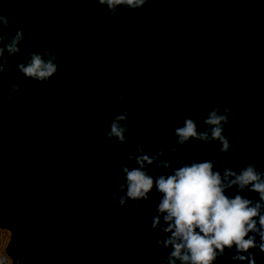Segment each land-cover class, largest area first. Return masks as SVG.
I'll use <instances>...</instances> for the list:
<instances>
[{
    "label": "trees",
    "instance_id": "trees-1",
    "mask_svg": "<svg viewBox=\"0 0 264 264\" xmlns=\"http://www.w3.org/2000/svg\"><path fill=\"white\" fill-rule=\"evenodd\" d=\"M0 13L5 42L25 33L0 73V264H166L170 248L151 227L156 188L139 207L120 206L126 189L113 198L126 182L121 166L138 167L129 159L138 146L149 157L163 149L159 162L178 148L168 169L146 166L154 180L193 158L221 175L247 163L264 173V0H150L115 14L97 0H0ZM45 50L59 54L47 82L17 71ZM14 83L20 91L9 93ZM213 108L229 109V153L218 141L177 145L174 130L189 118L204 130ZM124 111L120 147L105 137ZM237 194L259 200L225 192ZM235 254L225 249L213 264H239Z\"/></svg>",
    "mask_w": 264,
    "mask_h": 264
},
{
    "label": "clouds",
    "instance_id": "clouds-1",
    "mask_svg": "<svg viewBox=\"0 0 264 264\" xmlns=\"http://www.w3.org/2000/svg\"><path fill=\"white\" fill-rule=\"evenodd\" d=\"M150 0H97V3L112 14L118 7L124 6L130 10L142 8ZM9 26L8 16L0 13V73L4 72L7 52L8 57H14L20 52L19 45L23 42L25 33L17 30L15 35L5 42L3 28ZM59 54L45 50L43 55L31 53L30 59L17 65V71L25 78L38 82H47L56 72L55 60ZM47 57V59H45ZM14 62V61H13ZM20 91V85L12 84L9 93ZM14 97L8 96L12 101ZM123 102V96H118ZM219 109L209 111L203 121L204 130L198 131L197 123L192 119H185L183 127L174 130L176 144L183 146L193 139L200 141H218L221 153H229L231 144L229 137L224 135V126L228 122L229 109L223 114ZM128 111L116 115L111 124L106 140L115 139L120 147L127 142L125 133L128 131L126 120L131 117ZM231 130H229V135ZM178 151L171 147L167 152L168 159L159 162L164 155L163 149L156 155L149 157L144 154L143 148L138 146V155L130 160L138 166L132 170L121 166L125 184L119 186L116 198L126 189V195L121 196L119 204L124 206L126 200H132L139 207V201H147L148 194L155 187L161 195L158 207L152 220V229H158L164 239L156 241L163 244L166 252V264H213L218 254L223 256L225 249L235 248L233 261L239 264H256L252 249L264 253V173L258 172L252 163L247 165L237 175L231 169H225L223 175L219 171L213 172L212 162H197L195 158L190 164L174 170L172 175H158L153 177L145 170L146 166L156 163L157 167L168 169L170 157ZM238 193L248 190L257 193L259 200H251L237 194L234 198L225 195L226 190L233 187ZM198 230V231H197ZM252 235H249V234ZM170 234V235H168ZM259 236V244L256 237ZM165 264V261L162 262Z\"/></svg>",
    "mask_w": 264,
    "mask_h": 264
},
{
    "label": "rangeland",
    "instance_id": "rangeland-1",
    "mask_svg": "<svg viewBox=\"0 0 264 264\" xmlns=\"http://www.w3.org/2000/svg\"><path fill=\"white\" fill-rule=\"evenodd\" d=\"M2 250H3V248H2V247H0V254H1Z\"/></svg>",
    "mask_w": 264,
    "mask_h": 264
}]
</instances>
